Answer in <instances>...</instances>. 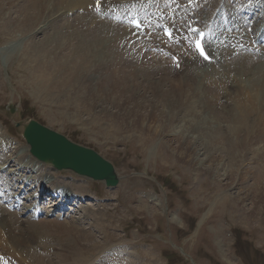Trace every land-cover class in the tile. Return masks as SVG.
<instances>
[{
	"label": "bare ground",
	"instance_id": "obj_1",
	"mask_svg": "<svg viewBox=\"0 0 264 264\" xmlns=\"http://www.w3.org/2000/svg\"><path fill=\"white\" fill-rule=\"evenodd\" d=\"M95 1L0 0V23L2 25L7 22L9 24L7 21L9 16L5 15L7 9L8 12L14 9L21 13L16 17L13 16L14 18L10 15L14 20L8 26L13 31L25 34L24 28L36 27L33 29L36 33H45L49 26V32L45 34L46 36L44 35L46 40L40 38V40H34L36 42L33 44L39 45L36 52L39 60L35 58L38 61L34 77L36 94L40 95V98L44 96L46 101H49L46 103L51 105L54 99L56 100L71 90L76 93L81 91L78 97L70 99L76 103L80 102L78 105L89 103V100L92 104H103L110 101L108 96L111 92H116L118 88L116 90L115 88L122 84V80L131 79L134 86L130 85V87L136 90L140 89L138 86L140 83L146 82L143 90H148L147 92L153 98L151 102L154 101L157 107L160 106L158 109L160 117H157L164 124L159 134L167 140L168 136H175L185 131L186 136L184 140L182 138V143L185 145L179 146L180 156L186 160L190 158L189 162L194 164V169L203 168L206 166L205 163L210 162L212 166L208 169H210L211 176L218 183H222L227 191L233 190L235 193L233 199L236 202L241 204L246 200L254 201V208L251 209L250 214L258 212L257 215L261 216L259 222L264 227V130L261 131V128L256 126L257 121H264V66H262V61H264V10L254 18L252 16V19L247 18L254 9L250 7V3L258 6L262 2L257 0H249L250 2L247 0H102L104 10L111 12V15L120 16L119 20H112L93 12ZM110 3L112 5H109ZM262 4L264 5V1ZM68 12H72L71 19L67 17ZM136 13L141 16L142 20H139L145 26V35L134 34L139 31L131 25ZM196 17L198 22L191 24ZM160 21L166 22L172 28L171 40L162 35L163 26L158 32ZM195 25H199L205 31L203 44L211 57L209 62H205L192 46L194 37L192 28ZM134 38L138 39L134 41ZM258 44H260L259 48L255 49ZM173 52L177 53L175 56L179 58L178 71L176 63L173 61L172 64L166 59L168 54L174 55ZM176 73L179 76V81L175 82L180 89L178 92L171 91L173 87L169 89L165 86V81L171 79L168 75ZM240 75L242 77L239 79ZM160 82L161 86H152ZM199 90L202 91L199 92ZM201 93L205 94V104L201 101L203 96ZM213 97L215 104H211ZM143 98L146 97L143 95ZM134 102L135 100L132 103ZM67 103L69 104L65 102ZM218 105L221 107L218 108ZM177 106L180 108L179 113L182 114L179 117L174 113ZM205 108L209 109V112L204 114ZM122 112L124 111H120L121 116H132L131 113ZM139 115H141V120L152 118L142 119V114ZM135 116L137 114L133 117ZM207 116L213 117L212 120ZM175 117H177L175 120L177 124H172L169 132L166 128H169L170 121L174 122ZM135 118L138 119V117ZM220 118H223L226 124L233 119L234 125L225 128ZM261 123L264 122L261 121ZM159 124H157L158 128ZM198 133L200 135L197 137ZM195 143L197 145L194 147L197 151L191 148ZM220 144H225V148L228 149L222 151L227 150L226 153L231 151L229 155L232 154V166L235 167L231 168L232 171L227 168L231 165L229 159L226 162L225 158L214 156ZM28 149L27 145L23 150L25 154L19 156L14 169L9 168L8 156L7 159L5 157L1 160L0 167L7 165L0 171V175L24 181L31 175L24 173L28 168L30 172H35L32 176L35 183L41 184L43 190L49 184L51 190L56 182L49 180V171L44 170L43 172L39 169L35 171L33 168L47 165L52 169V166L35 159ZM5 155L4 153L3 157ZM245 162L250 166L241 168ZM228 163L230 165L225 166ZM1 196L11 205L16 195ZM82 198L81 195L78 197L77 194L71 195L57 191V198L52 201H49L51 198L48 200L52 206L50 215L59 216L63 213L65 210L62 207L63 201L67 203L74 199L75 205L81 206ZM35 212L38 214L40 210L36 209ZM19 219L15 211L6 209L0 204V253L4 252L11 256L9 264L84 263L81 254H84L83 252L89 248V245L87 241L84 243L82 240L89 239L87 228L82 229L73 222L75 221L73 219L62 223L63 226H55L58 223L52 220L38 222L33 219L30 221L28 219L24 224H18ZM57 231L62 232L63 235L55 234ZM86 236H88L87 239ZM92 244H90L91 247L96 246ZM91 254L89 252L90 257ZM13 257L15 259L12 261ZM90 257H87L86 261ZM137 257L135 252L130 251V248L120 246L118 250L110 253L104 250L100 260L93 262L97 264H139ZM0 264L8 263L0 260Z\"/></svg>",
	"mask_w": 264,
	"mask_h": 264
},
{
	"label": "rangeland",
	"instance_id": "obj_2",
	"mask_svg": "<svg viewBox=\"0 0 264 264\" xmlns=\"http://www.w3.org/2000/svg\"><path fill=\"white\" fill-rule=\"evenodd\" d=\"M257 1L263 3L264 0ZM262 3L258 6L251 5V8H254L251 10L254 16L258 10L259 12L264 10ZM18 14L21 13L14 9L8 12L7 9L5 15L9 16L7 20L9 24L8 22L3 25L0 23V162L8 156L10 159L7 160L10 165L12 164L9 168H16L14 164L19 161V156L25 154L23 150L27 146L21 135V127L17 125L33 118L42 125L65 135L71 141L94 149L113 164L118 177L117 185L107 188L101 181L86 179L72 171H57L51 169L50 166L48 168L47 165L33 168L35 171L48 170L49 180L55 181L58 188L73 192L72 195L77 194L78 197L81 195L84 200L81 206H74V202L71 204L67 202L61 215L48 216L52 208L48 203L47 193L42 190L38 191V187L31 183L30 186H26L22 198L23 196L27 198L34 192L42 194L37 201H39L41 211L45 214L38 217L36 221L52 220L58 223L55 226H63L62 223L73 219L75 220L73 222L82 229L87 228L89 239L86 236L87 240L84 238L82 242L87 241L89 248L81 254L82 256L80 255L83 264L98 261L104 250L110 253L118 250L120 246H125L126 249L130 248V251L135 252L139 264H264V227L259 222L261 216L257 215L258 212L250 214L251 209L254 208V201L246 200L241 204L236 202L233 199L235 194L233 190L227 191L222 183H218L211 176L210 169H208L212 166L210 162L205 163L206 166L203 168L194 169V164L189 162L190 158L186 160L180 156L179 146L185 145L182 143V138L184 140L186 136L185 131L175 136H168L167 140H164L165 138L159 134L164 124L157 117H160L158 110L160 106L157 107L154 101L151 102L153 98L147 92L148 90H143L146 82L140 83L138 85L140 89L136 90L130 87V85L134 86L131 79L126 78L120 81L122 84L115 90L120 88L121 91L117 89V93L111 92L108 96L110 101L103 104H92L89 100V103L78 105L80 102L76 103L72 99L78 97L81 91L76 93L71 90L48 105L46 102L49 101H46L44 96L40 98V95L35 92L34 77L37 60H39L36 52L39 45L33 44L40 38L46 40L45 34L49 32V26L45 33H36L33 30L36 27L24 28L27 35L15 32L8 25L14 20L13 16L16 17ZM71 16L72 12H68L67 17L71 19ZM167 60L170 61V57ZM262 66H264V61H262ZM241 77L240 75L239 79ZM168 78L171 79L165 81L166 85H164L169 89L173 87L171 91L178 92L180 89L175 84L179 81L178 73L170 74ZM161 85L160 82L152 86ZM143 95L146 98L142 99ZM204 95L201 100L203 104H205ZM134 100L136 103H132ZM212 101L211 104H215L214 97ZM220 107L218 105V108ZM179 110V106L174 110L177 117L182 115ZM120 111L131 113L132 116H121ZM206 112H209V109L203 110L204 114ZM135 114L138 119L133 117ZM139 114H142V119L152 117L149 119L150 121L152 119V122L141 120ZM177 117L174 118V122L170 121V126L166 130L169 129L170 132L172 124H177L175 122ZM212 118L210 117L211 120ZM229 121L226 124L225 120L220 118L225 128L232 126L233 119ZM261 121L264 122L263 120L257 121L256 126L262 131L264 123ZM157 124L160 125L159 128ZM167 125H169L168 121ZM199 135L198 133L197 137ZM210 139L213 142L211 136ZM226 144L228 147L229 143ZM196 145V143L192 144L193 151H197L194 147ZM223 145H218L219 150L214 153V156L223 157L226 162L229 159L231 165L228 163L225 166L230 165L231 167H227L229 169L235 168L232 166V154L229 155L231 151L226 153L228 149L225 148V144ZM225 149H227L226 152H224ZM4 153L6 155L3 157ZM5 166L6 164L2 165L0 169ZM246 166L250 165L245 162L241 168ZM34 173L30 175V181ZM49 186L47 184L45 189H49ZM25 191H27L26 194ZM46 201L47 203L44 204L43 202ZM19 218L18 224H24L28 220V216L24 214H20ZM95 221L97 222L94 223ZM54 228L53 226V230ZM58 233L60 231L55 232L59 235ZM61 234L63 235L62 232ZM92 243L95 245L97 243L98 247L97 245L91 247ZM89 252L92 253L91 257ZM87 257H90L88 261H86ZM55 260L57 262V259ZM93 264L97 263L93 262Z\"/></svg>",
	"mask_w": 264,
	"mask_h": 264
},
{
	"label": "water",
	"instance_id": "obj_3",
	"mask_svg": "<svg viewBox=\"0 0 264 264\" xmlns=\"http://www.w3.org/2000/svg\"><path fill=\"white\" fill-rule=\"evenodd\" d=\"M30 153L55 169H68L78 175L103 180L110 187L117 183L112 164L93 149L76 144L35 120L19 123Z\"/></svg>",
	"mask_w": 264,
	"mask_h": 264
},
{
	"label": "snow or ice",
	"instance_id": "obj_4",
	"mask_svg": "<svg viewBox=\"0 0 264 264\" xmlns=\"http://www.w3.org/2000/svg\"><path fill=\"white\" fill-rule=\"evenodd\" d=\"M138 26H139V25H137V27H138ZM168 35L170 36L171 33H168ZM197 49L200 51V54H201L202 56H204L205 59H208L207 54L204 52V50H203V48H202V46H201V44H200L199 42L197 43Z\"/></svg>",
	"mask_w": 264,
	"mask_h": 264
}]
</instances>
